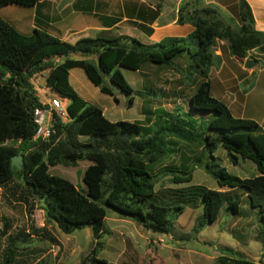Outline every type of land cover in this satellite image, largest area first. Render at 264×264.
<instances>
[{
  "label": "trees",
  "instance_id": "16d2710c",
  "mask_svg": "<svg viewBox=\"0 0 264 264\" xmlns=\"http://www.w3.org/2000/svg\"><path fill=\"white\" fill-rule=\"evenodd\" d=\"M42 2L0 0V11L11 5L33 8ZM238 4L242 25L237 29L220 18L218 9L197 7L186 18L180 11L179 21H190L194 27L187 38H168L152 44L127 35L106 34L72 44L38 28L31 35H23L0 16V187L19 176L28 196L41 202L46 224L62 234L71 235L91 227L97 247L83 264H107L97 257L106 234V208L153 234L162 235L171 230V215L177 218L186 208H203L200 227L215 223L225 196L230 199L229 212L239 214L242 198L236 193L240 191L247 195L251 208L258 210L264 224V131L252 120L234 118L225 104L211 96L208 80V70L217 60V41L227 42L235 58L245 59L254 50L264 54V32L255 29L249 4L245 0H239ZM187 42L194 46V53L186 48ZM187 51L201 77L189 99V107L199 118L209 116L207 121L190 114L185 119L180 109L169 113L157 108L145 111L146 124L111 122L102 109L82 99L70 83V72L81 68L102 93L111 94L110 88L104 86V77H108L120 92L132 95L135 91L120 68L139 71L148 63L168 65ZM72 55H80L81 59H73ZM47 71L48 88L57 97L69 99L64 106L68 122L55 116L51 138L35 140L34 112L42 103L35 96L31 80ZM132 106L133 98L128 103L129 108ZM172 139L201 144L202 154L207 153L210 161L206 168L220 190L228 191L189 185L193 170L184 162L179 170L164 171L178 174L173 175L175 187L156 190L153 167L173 153L171 146L176 143ZM7 142L19 143V147L4 146ZM220 147L234 166L251 161L260 175L242 179L229 174L214 155ZM20 155L23 166L17 170L12 159ZM83 160L92 163L83 175L86 194L70 181L50 174L51 167L76 165ZM44 236L57 242L49 234ZM13 255L14 251L9 250L8 263ZM220 260L222 264H258L243 257L224 256Z\"/></svg>",
  "mask_w": 264,
  "mask_h": 264
},
{
  "label": "rangeland",
  "instance_id": "374dc122",
  "mask_svg": "<svg viewBox=\"0 0 264 264\" xmlns=\"http://www.w3.org/2000/svg\"><path fill=\"white\" fill-rule=\"evenodd\" d=\"M175 1L169 0L166 7L175 4ZM198 1L201 3L200 7L211 6L218 9L220 18L234 29L242 25L239 1L222 0L232 6L229 11L223 7L207 5V1L210 0ZM117 3L114 4V9L99 6L98 19L100 21H134L132 18L136 16V11L129 7L128 1L123 0ZM63 5L64 3L60 6ZM94 6V3H86L82 14L86 17L90 16L95 9ZM192 10H189L187 14ZM101 13L104 16H101ZM181 13H184V10ZM0 15L23 35H31L34 29L38 28L59 38L69 34L71 24L67 22L55 28L49 26V21H80L72 18L69 12L63 14L57 12L53 15L49 0H43L42 4L33 8L11 5L2 9ZM156 16H160L157 9L147 8L141 13L140 20L154 21ZM167 18L170 17L163 14L159 21H165ZM55 29H60L62 32L55 33ZM222 42L225 41H217L216 48ZM186 48L194 53V46L190 42H187ZM261 52V50L249 52L250 58L260 57ZM71 57L81 59L80 55ZM248 57L249 54L246 58ZM262 57L258 61V67L248 76L242 75L237 64L232 63H226L222 68L215 62L208 70L211 96L225 104L231 115L235 116L234 118L253 120L257 124L264 118V54ZM56 62L57 60L54 61ZM193 65V60L187 51L168 65L148 63L139 71L120 68L125 80L135 91L132 95L120 92L110 83L108 77H104V86L110 88L111 94L102 93L90 82L81 68L72 71L70 83L82 99L102 109L111 122L127 121L146 124L145 111H154L157 108L169 113L180 109L179 112L185 119H189L186 114H190L193 118L207 121L209 116L199 118L200 116L193 114L189 107V99L201 82V77ZM47 75L48 71L31 80L35 96L42 104L59 98L63 106H66L69 99L57 97L56 93L48 88ZM139 92L142 96L138 94ZM131 98H133V106L129 108L128 103ZM152 121L154 122L155 119ZM81 141L86 142L84 139ZM172 141L176 143L171 146L173 153L166 155L153 167L157 176L156 190L175 187L173 175L178 174L164 173V171L179 170L184 162L190 170H193V181L189 185H202L210 190L219 191L216 179L206 168L210 161L207 153L202 154L203 146L199 143L189 144L176 139ZM4 146L18 148L19 143L7 142ZM214 155L218 158V164L233 176L250 179L253 178L254 171H257L255 164L251 161H241L238 166H234L221 147ZM91 164L86 160L79 161L76 165L59 164L50 168V174L70 181L86 194L87 188L83 182V175L84 170ZM241 193L239 191L236 194L241 196ZM234 195L231 194V196ZM241 198L243 201L241 212L235 215L229 212L230 199L225 196L224 207L218 220L204 227H200L203 208L196 210L186 208L181 216L175 218L172 215L174 219L171 230L168 234L162 235L153 234L135 221L125 219L114 210L106 208V234L101 239L102 246L98 248L97 257L107 264H222L224 262L220 258L224 256L233 259L243 257L254 263L264 264V224L259 217V212L251 208L249 199L244 196ZM2 232L5 234L4 236L0 234V264H83L97 247V240L91 227L65 235L56 227L47 225L41 202L28 196L19 176L6 186L0 187V233ZM45 234L54 237L57 242H53L50 237L46 238ZM26 235V243H23ZM124 236L131 241L124 243ZM9 250L14 251L11 263L7 262Z\"/></svg>",
  "mask_w": 264,
  "mask_h": 264
},
{
  "label": "crops",
  "instance_id": "0c3cea01",
  "mask_svg": "<svg viewBox=\"0 0 264 264\" xmlns=\"http://www.w3.org/2000/svg\"><path fill=\"white\" fill-rule=\"evenodd\" d=\"M121 1L123 0H49L51 12L53 15L56 14L57 12L61 14L69 12V14L72 15L71 16L72 18L80 20V21H49L50 22L49 26L56 28L60 24L69 22L71 24L69 26V34L68 35L65 34L63 37L61 36V38L59 37L57 38L72 44L76 43L78 40L83 38H96L98 35L101 34H106L108 36L127 35L134 37L142 41L143 43L152 44V43H158L164 41L168 38H180V37L187 38L194 31V27L190 21H179L180 11L184 10L183 17H185V15H187V12L189 10L197 7L201 8L200 7L201 3L198 0H176L175 4L169 7L168 6L166 7V4H169L168 2L169 0H127L129 7L136 11L135 13L136 16L132 18L134 21H100L98 19L99 14L97 12L98 11L97 8L99 6L101 8L110 9L114 7L115 3L118 2L117 4H119L121 3ZM245 1L249 4L252 10L253 17L255 20L254 21L255 29L259 32H264V0H245ZM62 3H64V5L60 6ZM86 3L87 4L94 3L95 5L94 6L95 9H93L90 16L87 15L88 17L82 14L83 13L82 11ZM186 3H189V5L186 6L185 5ZM209 4L223 7L228 11L232 7L226 4L225 1L223 2L222 0L207 1V5ZM202 7H211V6H202ZM147 8H150L151 10L154 8L157 9L160 12V16L158 17L156 16V19L154 21H141L140 15ZM165 10L166 12L164 13ZM167 10H169V12ZM163 14H167V17L170 18H167L165 21H159L162 18ZM100 15L104 16L102 13ZM58 31L62 32V30L60 29H55L54 32L58 33ZM216 56H217L216 62L220 64L219 66H222V68H224L226 63L237 64L236 66H238L237 68L239 72L245 76H248L253 70H255L259 64L258 61L263 58L262 54H260V57L250 58L251 54L249 53V57L245 58V61L247 60L253 61L256 63V65L253 66L252 68H247L245 66V63L243 64L240 63L235 59V57L232 56L229 45L225 42H222L221 45L217 46ZM72 71L70 72V79H71ZM48 102L49 101H47V103ZM258 124L261 126V128L264 131V118L262 119L261 122H258ZM259 175L260 173L258 172V170L257 171L255 170L253 174V178ZM220 191L226 192L228 190H220ZM241 196L248 198L247 195L244 193H241ZM242 205L240 207V212ZM128 240L131 241L130 238L124 236V243H128Z\"/></svg>",
  "mask_w": 264,
  "mask_h": 264
},
{
  "label": "built area",
  "instance_id": "2783aa9c",
  "mask_svg": "<svg viewBox=\"0 0 264 264\" xmlns=\"http://www.w3.org/2000/svg\"><path fill=\"white\" fill-rule=\"evenodd\" d=\"M55 116L62 119L63 122H68L65 107L55 98L35 110L34 118L37 125L35 140H48L51 138Z\"/></svg>",
  "mask_w": 264,
  "mask_h": 264
},
{
  "label": "water",
  "instance_id": "95a60500",
  "mask_svg": "<svg viewBox=\"0 0 264 264\" xmlns=\"http://www.w3.org/2000/svg\"><path fill=\"white\" fill-rule=\"evenodd\" d=\"M248 24V23H247ZM237 61H239L240 63H245V66L247 68H252L253 66L256 65L255 62L253 61H250V60H247L245 61V59H241V58H235ZM12 166L15 167L17 170H21L22 169V166H23V157L20 155V156H17V157H14L12 159ZM171 219L173 220L174 217L171 215ZM26 240H27V235L24 237V240H23V243H26Z\"/></svg>",
  "mask_w": 264,
  "mask_h": 264
}]
</instances>
